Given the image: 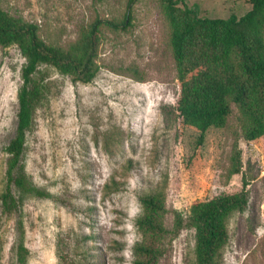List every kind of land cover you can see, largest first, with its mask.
I'll use <instances>...</instances> for the list:
<instances>
[{"label":"rangeland","instance_id":"374dc122","mask_svg":"<svg viewBox=\"0 0 264 264\" xmlns=\"http://www.w3.org/2000/svg\"><path fill=\"white\" fill-rule=\"evenodd\" d=\"M131 1V3H130ZM9 14L37 25L46 43L68 47L97 20L95 77L74 82L44 66L45 85L27 132L24 165L46 192L26 196L22 219L26 264H135L148 241L136 220L139 196L162 197L160 230L152 238L153 264H192L195 232L178 230L194 200L236 192L245 180V209L227 218L222 264H264V136L242 137L238 110L222 127L200 131L178 112L181 83L166 0H0ZM200 17L242 16L250 0H178ZM129 13V24L114 29ZM26 59L17 45L0 44V193L5 146L15 132L17 92ZM240 171L234 172L236 151ZM0 264H14V219L2 217ZM88 237V238H87ZM90 237V238H89Z\"/></svg>","mask_w":264,"mask_h":264},{"label":"trees","instance_id":"16d2710c","mask_svg":"<svg viewBox=\"0 0 264 264\" xmlns=\"http://www.w3.org/2000/svg\"><path fill=\"white\" fill-rule=\"evenodd\" d=\"M166 3L181 83L177 109L182 120L196 127L202 139L209 127L224 126L233 103L238 110L242 137L252 141L264 136V0H250L249 11L240 17L232 14L227 18L200 17L190 7L178 6V0ZM129 19L127 13L120 23L112 20L103 23L123 29ZM100 22L95 21L76 43L63 48L46 43L40 38L36 24L9 14L0 4V44L17 45L26 59L17 92L15 132L5 146L6 182L0 193L2 217L15 221L14 264H26L28 260L22 219L25 197L46 196L26 174L24 165L33 110L45 90L37 78L39 69L50 66L74 82H90L98 69L95 56ZM240 164L238 150L234 155V172L240 171ZM247 184L243 180L240 190L208 201L194 200L186 223L180 213L176 214L178 230L188 226L195 232L192 264H222L221 250L228 239L227 218L247 206ZM139 200L143 212L136 225L148 236V241L137 247L135 264H153L157 250L152 238L161 228L163 200L156 193L141 195ZM2 248L0 235V259Z\"/></svg>","mask_w":264,"mask_h":264}]
</instances>
